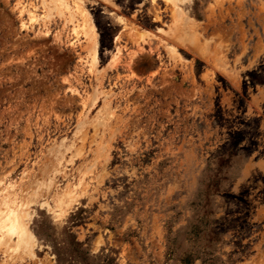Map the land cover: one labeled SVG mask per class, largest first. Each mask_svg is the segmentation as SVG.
Segmentation results:
<instances>
[{"label":"rangeland","instance_id":"obj_1","mask_svg":"<svg viewBox=\"0 0 264 264\" xmlns=\"http://www.w3.org/2000/svg\"><path fill=\"white\" fill-rule=\"evenodd\" d=\"M79 3L95 69L69 14L0 0V215L33 199L39 240L0 264H264V0Z\"/></svg>","mask_w":264,"mask_h":264},{"label":"bare ground","instance_id":"obj_2","mask_svg":"<svg viewBox=\"0 0 264 264\" xmlns=\"http://www.w3.org/2000/svg\"><path fill=\"white\" fill-rule=\"evenodd\" d=\"M80 0H74L71 4L68 0H43L46 4V9L48 11L41 15V13H37L36 10H28V20L23 22V27L29 28L37 23L40 19L43 22L51 21V18L54 13L58 15L65 16V14H69V16L77 21L74 27V32L76 33L75 38L78 41H81L83 38L82 36L86 37V42H94V46L92 48L91 57V65L90 68H96L97 56H98V49H97V30L95 28V24L92 21L91 15L87 12L86 9L83 8ZM175 5V15L176 19L178 17L179 21H183L187 23V14H189L190 3L193 0H173ZM82 2V1H81ZM26 8V7H25ZM21 12H24L22 9ZM189 36H194L195 34L189 33ZM75 40V41H76ZM76 43V42H74ZM175 54H177L175 52ZM114 56L111 57L113 59ZM114 64V63H112ZM100 94V92H99ZM96 97V96H95ZM106 113L109 115L111 114V108L108 101L104 106ZM103 109V110H104ZM82 151V146L76 149L73 154L78 155ZM73 193V192H72ZM66 199H59L57 203L56 209H52V213L55 216L57 222H63L67 216V212L71 209L74 197L73 195L69 194L68 192ZM21 203L26 208H19L18 206H13L14 202H10L6 204V208L1 211L0 215V246H5L6 251L11 253V256L15 253L18 254H30L33 255V248L34 245L39 242L37 236L34 234L30 227V221L28 219L31 218L30 211L28 210L27 206L30 205L33 199L29 198L27 200H22ZM36 203V202H35ZM37 204V203H36ZM16 254V255H18ZM19 257V255H18ZM13 258H17L13 257ZM21 258V257H20Z\"/></svg>","mask_w":264,"mask_h":264}]
</instances>
